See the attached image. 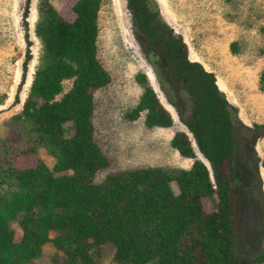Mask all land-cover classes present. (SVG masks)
<instances>
[{"label":"trees","instance_id":"16d2710c","mask_svg":"<svg viewBox=\"0 0 264 264\" xmlns=\"http://www.w3.org/2000/svg\"><path fill=\"white\" fill-rule=\"evenodd\" d=\"M38 1L35 35L42 44L41 62L21 111L8 120L10 126L19 122L26 134L18 138L12 130L15 135L0 139V175L8 178L7 186L0 187V264H30L47 242L65 252L64 264H102L106 252L112 264L245 262L234 251V240L241 232L237 217L241 202L248 209L256 207L251 214L257 216L246 225L248 230L255 228L258 242L263 238V213L258 210L263 199L261 181L254 161L240 170L232 168V107L213 74L186 59L178 38L159 34L163 25L144 0H127L138 29L165 50V61L188 93L190 113L180 120L209 168L196 157L188 135L180 131L170 145L181 156L193 158L189 168L128 169L95 182V173L108 163L94 141L91 124L92 90L109 81L96 57L101 0H75L71 21L59 13L53 0ZM26 44L22 80L31 58V41L26 39ZM237 45L230 43L233 51ZM140 76L143 92L126 116L135 119L145 111L146 127H170L171 113L159 103L145 76ZM69 78L72 86L55 99L63 89L62 81ZM259 89L264 91V71ZM170 103L181 116L178 102ZM250 131L254 141L264 133V126L254 123ZM39 147L56 159L52 170L39 159L34 166L14 165L16 155L36 153ZM211 201L213 209L206 211L203 205ZM248 258L252 264L264 263V246Z\"/></svg>","mask_w":264,"mask_h":264},{"label":"rangeland","instance_id":"374dc122","mask_svg":"<svg viewBox=\"0 0 264 264\" xmlns=\"http://www.w3.org/2000/svg\"><path fill=\"white\" fill-rule=\"evenodd\" d=\"M53 1L61 15L70 21L74 18L71 6L75 0ZM38 2H27V13L24 14L26 0H0V139L3 140L15 135L10 134L12 130L18 138L26 134L27 129H22L19 122L10 126L8 120L21 111L29 93L31 79L41 62L42 44L35 36ZM144 2L147 9L154 13L155 20L163 25L162 28L158 27L159 34L163 38H178L186 59L199 62L206 71L213 74L218 89L232 107L235 139L232 168L240 170L248 162L254 161L264 199V133L254 141L250 137L254 123L264 126V91L259 89V76L264 71V0ZM97 25L96 57L107 72L109 81L92 90L91 124L94 141L108 163L95 173L94 181L99 182L110 173L128 169L189 168L193 158L181 156L171 147L170 139L180 131L188 134L196 157L201 155L197 146L195 147L193 136L187 133L188 129L179 120L180 117L186 118L189 115L190 99L182 82L172 78V70L162 66L160 56L165 57L164 50L159 49L157 43L149 42L147 36L138 29L134 13L127 8V0H101L97 11ZM26 39L31 41L32 54L22 80ZM232 42L238 43V50L231 49ZM140 75L148 80L147 83L154 89L159 103L162 102L171 112L174 123L170 127H146L145 111L135 119L126 116L143 92V86L138 81ZM72 83V78L64 79L63 89L55 99L60 98ZM168 101L178 102L181 116L176 114V107ZM65 128L67 133L71 132L70 124H66ZM260 130L259 128L255 132L259 133ZM38 159L51 170L56 162L43 147H39L36 153L18 154L13 161L15 166L23 168L34 166ZM59 174L61 173L54 172V175ZM0 178V187H6L7 176L1 173ZM171 186L177 191L174 182ZM253 194L259 197L255 189ZM262 201L258 210L263 213L264 224V200ZM213 203L205 202V210L211 211ZM247 206L246 202H241V213L236 223L241 232L234 240L236 257L246 260L243 262L239 259L241 264H252L248 257L264 246V236L258 242L254 234L255 228L247 229V220L257 216L251 214L256 207L248 209ZM54 235L55 232L51 231L50 236ZM107 253L101 260L102 264H112ZM65 255L53 243L47 242L42 246L41 255L30 264H64Z\"/></svg>","mask_w":264,"mask_h":264},{"label":"clouds","instance_id":"9594fccd","mask_svg":"<svg viewBox=\"0 0 264 264\" xmlns=\"http://www.w3.org/2000/svg\"><path fill=\"white\" fill-rule=\"evenodd\" d=\"M36 14H37V10H36ZM36 36V35H35ZM37 37V36H36ZM30 48V47H29ZM31 52V51H30ZM32 54V53H31ZM31 59V58H30ZM29 59V60H30ZM190 61V60H189ZM175 77V76H174ZM33 78V77H32ZM148 78V77H147ZM31 82H32V79H31ZM30 85H31V83H30ZM169 102V101H168ZM170 103V102H169ZM171 104V103H170ZM161 105L164 107V105L161 103ZM172 105V104H171ZM173 106V105H172ZM174 107V106H173ZM175 108V107H174ZM164 109L165 110H167L165 107H164ZM176 110V109H175ZM168 111V110H167ZM176 114H177V112H176ZM171 115V114H170ZM172 116V115H171ZM178 116V115H177ZM172 118H173V116H172ZM179 118V117H178ZM180 120V119H179ZM186 127V126H185ZM186 129V128H185ZM187 133H189L190 135H192L190 132H187ZM188 135V134H187ZM195 147H196V145H195ZM197 155V154H196ZM206 166L208 165V162H207V160L203 157V155L201 154L199 157H198ZM205 159V160H204ZM208 168H209V165L207 166ZM210 178L212 179V181H213V178H212V175L210 174ZM262 196H263V192H262ZM262 200H264V199H262ZM262 203H263V201H262Z\"/></svg>","mask_w":264,"mask_h":264},{"label":"water","instance_id":"95a60500","mask_svg":"<svg viewBox=\"0 0 264 264\" xmlns=\"http://www.w3.org/2000/svg\"><path fill=\"white\" fill-rule=\"evenodd\" d=\"M183 45H184V44H183ZM160 57H161L160 60H161L162 63H163L162 66H166V67H168L169 70L171 71V68H170L169 64L165 61V57H162V56H160ZM171 75H172V78L175 79L174 74H173L172 71H171ZM167 79H168V78H167ZM167 79H166L165 81H166L167 83L170 84V81H168L169 79H168V80H167ZM175 81H176V79H175ZM169 84H168V85H169ZM258 167H259V166H257V168H258Z\"/></svg>","mask_w":264,"mask_h":264},{"label":"flooded vegetation","instance_id":"af4514ba","mask_svg":"<svg viewBox=\"0 0 264 264\" xmlns=\"http://www.w3.org/2000/svg\"><path fill=\"white\" fill-rule=\"evenodd\" d=\"M181 46H182V45H181ZM161 48H162V47H161ZM161 48H160V49H161ZM162 49H163V48H162ZM163 50H164V49H163ZM164 52H165V50H164ZM165 55H166V54H165ZM166 59H167V58H166ZM260 211H261V210H260ZM261 213H262V212H261ZM261 213H260V215H261ZM260 218H261V217H260ZM262 220H263V219H261V222H262Z\"/></svg>","mask_w":264,"mask_h":264},{"label":"bare ground","instance_id":"6f19581e","mask_svg":"<svg viewBox=\"0 0 264 264\" xmlns=\"http://www.w3.org/2000/svg\"><path fill=\"white\" fill-rule=\"evenodd\" d=\"M162 103V102H161ZM165 107V106H164ZM166 108V107H165ZM167 109V108H166ZM168 110V109H167ZM169 111V110H168ZM170 112V111H169ZM171 113V112H170Z\"/></svg>","mask_w":264,"mask_h":264}]
</instances>
